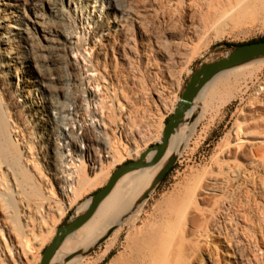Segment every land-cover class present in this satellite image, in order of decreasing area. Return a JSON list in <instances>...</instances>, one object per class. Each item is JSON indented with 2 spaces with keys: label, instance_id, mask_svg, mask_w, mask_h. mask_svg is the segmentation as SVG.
<instances>
[{
  "label": "rangeland",
  "instance_id": "rangeland-1",
  "mask_svg": "<svg viewBox=\"0 0 264 264\" xmlns=\"http://www.w3.org/2000/svg\"><path fill=\"white\" fill-rule=\"evenodd\" d=\"M47 1L49 4H46ZM146 1L120 0V6L129 13L132 21L137 20L136 17L146 18L144 23L146 37L139 36L140 30L138 27L137 31L134 29V23L130 31H125L128 21L122 18L119 24L124 28L125 43L113 34L111 11L106 6L103 9L106 17L102 21L106 23V26L98 31L88 19L86 21L89 24L88 27L84 21L82 22L86 15L84 11L91 10L89 8L93 5L91 1L85 6L81 0H36L41 6L42 20L46 28L51 31L52 36H55V43L63 44L62 37L57 33L65 31L73 32L80 40L81 44L75 47L76 52L78 50L80 52V49L85 46L83 40L86 34L87 39L89 38L86 46H93L90 56L86 57V63L97 72L92 83L98 84L99 97L105 103L106 110H103L102 118L105 128L103 131L109 135L107 142L110 146L106 152L111 154L109 158V154L99 153L101 165L97 164L98 167L96 166L95 170L87 168V164H85L86 167L81 166L82 170L77 171L79 177L65 186L62 196L52 180L50 167L46 166L38 155V137L39 134L42 135V132L34 127V121L24 113L21 104L13 110H5L7 123L17 131V137L12 136L5 140L13 143L20 158L23 155L30 156V164L26 171L28 180L23 182L22 176L18 175V187L17 184L12 185L13 182H9L12 190L16 187L13 198H16L17 209H19V223L23 234L21 240L23 243L25 241L26 247L18 243L19 238L16 241L18 236L10 229L11 224L6 220L9 213L2 212L5 219L0 214V253L4 254L9 264H39L42 253L52 240L56 228L83 214L84 203L106 184L110 174L118 166L136 160L148 147L161 141L164 125L173 114L183 88L190 75L199 68V64L223 58L224 52L232 49V46L264 39V0H218L219 3L210 1V4H208L209 0L207 3L204 2L206 0H202L204 4L199 2L202 10L192 6L194 10L191 7L186 12L195 25L200 26L204 23L203 25L207 24L208 27L204 33H198V37L192 38L193 42L191 39L190 44L186 43L184 50L177 51L178 53L181 51L177 56L178 59L173 58L172 53L177 52H174L172 48L176 46V42H179L177 30H175L177 24L170 25L173 28L164 27L155 16L150 17L154 14L150 13L149 16L148 12L145 13ZM220 3L226 4L223 6ZM205 5L209 7L206 8ZM217 6L219 9L216 10ZM49 9L57 11L53 15ZM208 9L212 10L211 12L216 11L211 13ZM193 11L196 12H194L195 15L198 14L193 16ZM206 13L207 16L204 15ZM193 18L197 19L194 21ZM200 19L206 21L199 23ZM82 28L86 31L83 32ZM91 32L96 41L95 45L92 44ZM126 32L129 35H126ZM147 39L150 41L148 42ZM34 43L36 45L37 40H34ZM170 43L175 44L172 46ZM154 44H163L161 47L164 51L162 48L161 51L165 54L168 49V54L166 53L164 58L153 54L156 48ZM123 45H128L130 51ZM44 57L43 62L37 61V63L43 66L40 74L46 78L50 86L49 91L57 100L61 99V94L64 92L79 100L91 84L81 81V71L76 66H72V59L68 57L64 47L49 49ZM169 57L175 61H170ZM76 60L77 66H80L79 58L77 57ZM166 60H169L168 63ZM237 68L245 73L236 79L237 82L233 79L229 80L228 83H231L235 94L224 104L220 105L218 102L219 96L223 93L222 87L215 89L214 98L211 97L212 94L207 91V88L205 89L206 85L197 93L192 111L185 115L174 129L176 134V128L180 127L182 137L185 138L182 143L186 146L184 145V148L182 146L180 155L166 170L157 187L155 185L145 199H139L137 209L140 208L138 211L141 212L139 213L137 209L131 212H134V219L137 220L134 221L133 228L124 224L120 225V233L117 239L113 240L110 221L108 226L100 229L97 243L89 251L79 254L77 251L65 250L59 246L52 264H113L123 253L122 250L127 244V233L131 231L137 234L144 227L143 224L149 225L145 227L151 230V227L155 226L160 219L158 216L160 208L163 210L171 208L173 201L170 199L174 200L179 193L202 182L207 184L217 182L221 184L220 187H223L219 193H215L216 195L209 196L206 202L197 203V207L210 216L214 202H223L225 212L221 215L216 214L213 219L215 222L223 223L227 231L235 238V249L241 259L240 264H264V162L259 158L262 155L260 148L261 150L264 148V135L261 134L263 130L260 127L264 123L262 122L264 121V97L255 93L259 87H264V58L249 61ZM66 74L70 77L68 86L64 85ZM123 75L128 76L127 81L122 80ZM121 90H124L125 98ZM3 93L6 94V92ZM3 99L2 102L6 108L8 98L4 96ZM123 107L126 109L128 118L130 117V121L127 119L129 123L125 131L120 123L122 122L120 110ZM81 124L82 122H79L74 126ZM74 130L80 136L90 134H92L91 137L95 136L90 129ZM174 132L172 136L175 135ZM132 149L137 150L136 156L129 154ZM256 152L258 157L255 156ZM103 157L108 159L101 161ZM83 167L86 169L84 170ZM10 168L6 158L0 159V177L6 169L10 170ZM231 169H234L235 175L231 173ZM139 171L142 169L130 172V175ZM2 180L0 178V192L5 191L7 194V190L4 189L5 182ZM201 192L204 193V191ZM153 222L156 223L153 224ZM138 227L141 230H137ZM148 229L146 230L149 231ZM16 253L19 258H16ZM8 255L14 257L13 261L9 260ZM251 256L254 260H250ZM3 263L4 261H1L0 264Z\"/></svg>",
  "mask_w": 264,
  "mask_h": 264
},
{
  "label": "bare ground",
  "instance_id": "bare-ground-1",
  "mask_svg": "<svg viewBox=\"0 0 264 264\" xmlns=\"http://www.w3.org/2000/svg\"><path fill=\"white\" fill-rule=\"evenodd\" d=\"M200 1L203 3L202 0H147L145 2V13L148 12L149 16L150 13H153L154 15L150 17L155 16L164 27L169 26V28H171L172 26L170 27V25L174 26V24H177L176 29H174L177 30L176 33L178 34L179 42L175 41L177 43L176 46H174L175 43H170L174 46V48H172L174 52L182 50L183 48L185 49L186 43L188 44L191 42L190 40L192 38L195 39V37H198L197 35L206 31V27L208 26L207 24L203 25L204 23H201L203 20L200 19L201 21L199 23L202 24H200V26H202V28H200V26L192 22L193 20L191 21V16L186 12L188 8L192 6L202 10L201 4L199 3ZM207 1L208 0L204 2L207 3ZM210 1L216 3L218 0H209L208 4H210ZM81 2L84 3L85 6L88 2L93 4L89 7L91 10L84 11L86 15L82 22L84 21L86 23V27L89 25L86 22L87 19L93 24L94 29L98 31L106 26V23L102 22L106 17V13L103 11L104 6H106L111 11V29H113V34L116 38L126 43L124 28L119 24L122 18L128 21L125 31H130L134 23V29L137 31L138 27V30H140V33L138 31V34H140L139 36L146 37V30L144 27L146 18L136 17L137 20L132 21L129 13L125 12L123 7L120 6V0H81ZM46 4H49V1H47ZM225 4L226 3H224V5ZM193 7L192 9L194 10ZM208 7L209 5L206 8ZM215 9H219L218 6ZM209 10L210 9H208V11ZM56 11L57 10L49 9V12L53 15ZM211 11L212 10H210V12ZM194 12L195 11L192 12L193 16L195 15ZM204 15L207 16V13ZM212 15L215 16V14ZM42 16L41 6L37 4L36 0H0V159L6 158L11 167L10 170L6 169V172L0 177L5 182L4 189L7 190V194L5 191L3 193L0 192V214L2 217L4 216L5 219L3 213H9L8 216L6 215V220L11 224L9 226L10 229L18 236L16 237V241H18L19 238L21 243L20 241H18V243L24 245H21L22 247L26 246L25 241L23 243L21 240L23 234L19 223V209H17L16 198H13V192H15L14 190L16 187L12 190L9 182H13L12 185H16L18 183V175L22 176L23 182L28 180L26 171L30 164V156L23 155L24 157L22 156L20 158L13 143L5 140L8 139V137H17L16 128L14 129L12 125L7 123L5 110H13L17 105L19 106V104H21L24 113L34 121V127L42 132V135L39 134L38 137V155L45 165L50 167L52 180H54L56 188L62 196L65 186L72 183L74 178L79 177L77 172L78 169H80L81 166H85V164H87V168L95 169V167L98 166L97 164H99V157L101 156L99 153L104 152L107 154L106 151L110 146H108L107 142L109 135L103 131L105 130L102 119L103 110H106L105 103L99 97L98 84L92 83L97 72L86 63V57L90 56L93 49V46H86V41L89 40V38L87 39V34L83 40L85 46L80 49L81 54L79 50L77 52L75 50V47L79 46L81 42L73 32L58 31L57 34L62 37L63 44L55 43V36H52L51 31L46 28ZM199 17L201 18V16ZM193 19L195 21L197 18ZM204 19H206L205 16ZM212 24H214V22ZM80 25L82 26V24ZM160 27L161 26H159V28ZM163 30L162 32H164ZM82 31L84 32L86 29L82 28ZM126 35L129 34L127 33ZM90 37H92V32L90 33ZM34 40H37L36 45ZM91 40L92 44L95 45V38L92 37ZM147 40L148 42L150 41L149 39ZM40 41L42 43H39ZM154 45H156V48L152 53L164 58L168 49L164 54L162 53L164 49L161 47L163 44ZM61 46L64 47L66 53H68V57L72 59V66H76L77 69H80L81 81L89 85L91 84L79 100L65 92L61 94V99L57 100L55 95L49 91L50 86L46 78L44 75L40 74L43 66H40L37 61L43 62L42 60L45 58L44 54L47 53L49 49H57ZM123 47L130 51L128 45H123ZM163 47L166 48L165 46ZM161 48L163 49L162 51ZM177 53H172L171 57L174 56L173 58L178 59L177 56L179 53ZM77 57L80 60V66H77ZM145 61L147 60L145 59ZM170 61L175 60H171L170 58ZM249 66L250 65H248V67ZM244 73L245 71L238 68L236 69V67L229 69L215 76L206 84V87H204L212 94L211 97L215 95L213 94L215 89L222 87L223 93L220 96L218 95V102L220 105L224 104L235 94L234 89L230 85L231 83H228L229 80L233 79L235 82L236 79L240 78ZM127 77L128 76L123 75L124 79L122 80L127 81ZM64 79V85L68 86L67 82L70 79L69 75L66 74ZM3 92H6V94ZM121 92H123L122 95L125 98L124 90H121ZM255 93L263 98L264 87H259ZM4 96L8 98L6 108L2 102ZM192 109L193 105L184 112L183 117L190 113ZM121 111L122 115L120 114V120L122 118V122H119L122 124V129L125 131L130 117L128 118L124 107L120 112ZM127 119L129 120L128 123ZM79 122H82V124L75 127L74 125ZM262 122L264 121L262 120ZM261 125L260 127L263 130L261 134L264 135V123ZM74 129L79 131H81V129L84 131L90 129L95 136L91 137L90 135L92 134L89 135L90 137L86 134V136H80ZM179 129L180 127L178 126V128H176L177 133L175 134L174 132L175 135H170L166 150L162 157L155 164L146 169H142V171L132 175H130L131 173L129 172L121 177L111 192L99 204L92 217L77 231L65 237L60 248L77 251L79 254L89 251L98 240L93 239L96 235V229L99 230L97 228L99 227L97 223H101L103 220L107 219L108 217L106 216L108 214L111 215V236H113V240L118 237L117 235L120 233V225L122 226L124 224L132 229L134 221L137 220L134 219V212H131L134 211L133 209H137L139 199L150 192L157 184L161 175L180 155L182 146L184 148L185 144L183 143L185 138L183 139V133H181ZM108 140L110 141V139ZM135 149L130 150L129 154L136 156L137 150ZM262 150L260 148L261 157L257 152L255 156H259L264 162V151ZM154 153L155 150L151 151L147 159L149 160ZM85 167H83L84 170L86 169ZM231 173L235 175L234 169H231ZM200 184H195L193 188L179 193L174 200L170 199L173 201L171 208H166L165 210L160 208L158 210L160 219L157 223L155 222L156 224L153 222L155 226L151 224L153 226L151 230L145 227L147 224L142 225L144 226L141 228L142 230L138 227L137 230L141 231L137 233L136 230L137 234L131 232L130 229V232L126 235L127 244H125L124 250H122L123 253L113 264H240L239 261H241V259L235 249V238L227 231L223 223L219 221L215 222L213 219L216 214L221 215L225 212L223 202H214V206H212L214 208L210 212L213 216L209 214L211 217L207 215V212L197 207V203L206 202L209 200V196L219 193L223 187H220L221 184L217 182H211L209 184L202 182V184ZM201 191H204V193ZM14 194L16 196L18 195L16 193ZM88 204L89 200L84 203L82 208H86ZM166 205H168L167 202ZM2 206H4V208H2ZM138 212L140 213L141 211ZM105 225L102 226L105 227ZM144 228L149 231L146 229L144 230ZM97 234L96 238L100 236L98 232ZM15 255L16 258H19L17 253ZM13 258L9 255V260L13 261ZM54 258L55 255L51 259L50 264H52ZM250 260H254L252 256Z\"/></svg>",
  "mask_w": 264,
  "mask_h": 264
},
{
  "label": "water",
  "instance_id": "water-1",
  "mask_svg": "<svg viewBox=\"0 0 264 264\" xmlns=\"http://www.w3.org/2000/svg\"><path fill=\"white\" fill-rule=\"evenodd\" d=\"M264 58V41H255L236 46L234 49H228L224 52V57L210 62L199 64V68L190 75L178 103L164 125L161 141L148 147L136 160L129 161L118 166L109 176L106 184L89 197V204L83 214L69 221L67 224L59 226L55 234L44 249L39 264H50L59 246L65 237L71 235L82 227L95 213L99 204L111 192L117 181L129 172L137 171L155 164L164 154L170 135L184 115V112L193 105L197 93L215 76L229 69L238 67L249 61ZM155 150L154 155L148 160L147 156ZM166 172V171H165ZM164 172V173H165ZM164 173L159 178L157 185L162 180Z\"/></svg>",
  "mask_w": 264,
  "mask_h": 264
},
{
  "label": "crops",
  "instance_id": "crops-1",
  "mask_svg": "<svg viewBox=\"0 0 264 264\" xmlns=\"http://www.w3.org/2000/svg\"><path fill=\"white\" fill-rule=\"evenodd\" d=\"M146 196H147V194H146L143 198L145 199ZM110 214H111V213H110ZM108 215H109V214H108ZM108 215L106 216V217H108V218H107V219L104 218L105 220H103V221L101 222V223H103V224H101L100 222L97 223V226H99V227H97V228H98L99 230H100L102 227H104V226H102V225H105V224L108 225L109 222L111 221V217H110L111 215H109V216H108ZM108 220H109V221H108ZM107 221H108V222H107ZM105 226H106V225H105ZM99 230L96 229V235H95V238H93V239H98V237L96 238V236L98 235L97 232L99 233Z\"/></svg>",
  "mask_w": 264,
  "mask_h": 264
},
{
  "label": "built area",
  "instance_id": "built-area-1",
  "mask_svg": "<svg viewBox=\"0 0 264 264\" xmlns=\"http://www.w3.org/2000/svg\"><path fill=\"white\" fill-rule=\"evenodd\" d=\"M103 159H108V158H101V161L103 160ZM101 163V162H100ZM100 163H99V165H100ZM98 167V166H97ZM96 169V168H95ZM95 169H93V170H95ZM89 171H92V170H89ZM8 257H9V255H8ZM3 258V259H2ZM1 260H2V262L4 261V263L3 264H9L8 262H7V260H6V258H5V256H4V254H1L0 253V263H1ZM11 262V261H10ZM12 263V262H11Z\"/></svg>",
  "mask_w": 264,
  "mask_h": 264
},
{
  "label": "trees",
  "instance_id": "trees-1",
  "mask_svg": "<svg viewBox=\"0 0 264 264\" xmlns=\"http://www.w3.org/2000/svg\"><path fill=\"white\" fill-rule=\"evenodd\" d=\"M258 41H264V39H261V40H258ZM254 42H255V41H254ZM250 43H252V42H250ZM225 46H226V47H229V46L226 45V44H225ZM236 46H238V45L232 46V49H234ZM162 179H163V178H162ZM160 182H161V181H160Z\"/></svg>",
  "mask_w": 264,
  "mask_h": 264
}]
</instances>
